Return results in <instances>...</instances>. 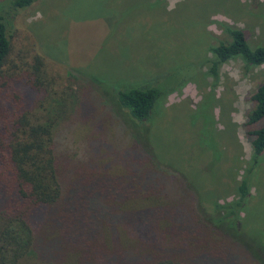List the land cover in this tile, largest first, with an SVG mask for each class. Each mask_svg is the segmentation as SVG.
<instances>
[{"label":"rangeland","instance_id":"1","mask_svg":"<svg viewBox=\"0 0 264 264\" xmlns=\"http://www.w3.org/2000/svg\"><path fill=\"white\" fill-rule=\"evenodd\" d=\"M219 23L241 29L251 47L264 45V0H36L14 15L7 68L25 71L37 57L46 80L53 82L49 100L66 103L70 90L76 91L77 107L62 137L82 159L78 181L100 179L99 156L107 166L129 162L131 140L140 138L163 169L185 179L202 205L224 204L234 199L232 178L242 176L250 155L243 124L264 65L243 75L240 62L225 63L210 94L203 67L206 49L227 38ZM150 76L151 84L167 94L149 122L134 124L111 86L142 83ZM261 158L248 177L239 243L229 247L222 264H264Z\"/></svg>","mask_w":264,"mask_h":264},{"label":"trees","instance_id":"2","mask_svg":"<svg viewBox=\"0 0 264 264\" xmlns=\"http://www.w3.org/2000/svg\"><path fill=\"white\" fill-rule=\"evenodd\" d=\"M34 1H0V264L227 262L229 247L241 235L248 177L264 155V76L250 96L252 108L243 124L250 155L242 176L232 178L233 200L202 205L185 179L172 168L163 169L140 138L131 140L129 162L107 166L99 156L100 179L78 181L82 159L62 137L77 107L76 91L70 90L66 103L49 100L53 82L46 80L37 57L25 71L7 68L14 15ZM218 26L227 38L205 52L203 73L210 79V94L220 84L225 63L240 62L243 75L264 65V45L251 47L241 29ZM151 79L111 86L116 103L134 124L149 122L165 100L167 91L163 95Z\"/></svg>","mask_w":264,"mask_h":264}]
</instances>
